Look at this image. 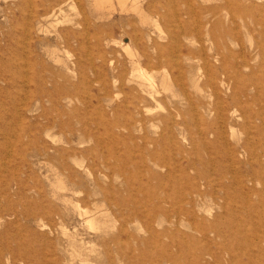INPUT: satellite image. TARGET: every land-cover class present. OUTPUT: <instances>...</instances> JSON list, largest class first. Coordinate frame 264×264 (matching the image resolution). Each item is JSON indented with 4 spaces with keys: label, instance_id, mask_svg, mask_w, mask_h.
Segmentation results:
<instances>
[{
    "label": "rangeland",
    "instance_id": "obj_1",
    "mask_svg": "<svg viewBox=\"0 0 264 264\" xmlns=\"http://www.w3.org/2000/svg\"><path fill=\"white\" fill-rule=\"evenodd\" d=\"M127 4L0 0V264H264V0Z\"/></svg>",
    "mask_w": 264,
    "mask_h": 264
},
{
    "label": "bare ground",
    "instance_id": "obj_2",
    "mask_svg": "<svg viewBox=\"0 0 264 264\" xmlns=\"http://www.w3.org/2000/svg\"><path fill=\"white\" fill-rule=\"evenodd\" d=\"M106 1V0H105ZM109 2V1H108ZM120 2H121V6L122 5H126L127 4V2H128V0H120ZM98 3V2H97ZM103 3V2H102ZM107 3V2H106ZM99 4V3H98ZM97 4V5H98ZM93 5H95V7H96V4H93ZM108 5V4H107ZM119 5V4H118ZM128 5V4H127ZM110 7V6H109ZM112 9V8H111ZM126 9V8H125ZM128 9H130L129 8V6H128ZM124 10V9H123ZM131 10V9H130ZM123 12V11H122ZM138 14V13H137ZM143 75V74H142ZM10 192V191H9Z\"/></svg>",
    "mask_w": 264,
    "mask_h": 264
}]
</instances>
